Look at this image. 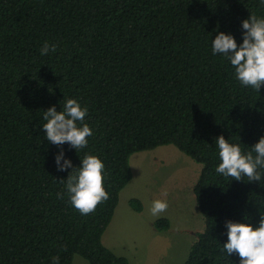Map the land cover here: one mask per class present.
<instances>
[{
    "label": "trees",
    "instance_id": "1",
    "mask_svg": "<svg viewBox=\"0 0 264 264\" xmlns=\"http://www.w3.org/2000/svg\"><path fill=\"white\" fill-rule=\"evenodd\" d=\"M251 14L264 18L260 0H0V264H73L75 254L129 264L103 234L133 176L131 155L166 144L202 166L193 191L205 228L185 264H240L222 251L226 223L259 226L264 169L253 182L217 174L216 140L252 151L264 137V85L242 86L212 42L223 32L242 44ZM45 42L56 51L41 55ZM67 99L88 109L93 135L79 151L43 129L44 111ZM61 151L73 168L85 155L104 164L109 199L91 214L69 203L60 181L73 169L57 170Z\"/></svg>",
    "mask_w": 264,
    "mask_h": 264
},
{
    "label": "clouds",
    "instance_id": "2",
    "mask_svg": "<svg viewBox=\"0 0 264 264\" xmlns=\"http://www.w3.org/2000/svg\"><path fill=\"white\" fill-rule=\"evenodd\" d=\"M260 5L264 7V0H260ZM242 29V44L238 45L232 35L220 32L212 42V52L213 55L222 54L230 61L235 69V77L242 86L259 92L264 85V18L251 14L249 19L242 22ZM56 48L55 44L45 42L40 53L47 55L55 52ZM87 113L88 109L82 108L75 99H67L61 112H57L55 106L44 111L46 139L57 146L68 143L78 151L86 148L87 138L93 135L92 129L84 123ZM216 145L221 161L215 169L217 174L236 181L244 177L248 182L261 180L258 169H264V137L246 155L239 145L229 143L223 135L216 140ZM55 159L58 171L73 169L67 179L60 182L66 181L69 203L81 215L93 213L99 204L109 199L104 187V164L97 156L85 155L82 165L76 168H73L70 159H65L63 151ZM167 208L166 201L157 199L152 202L150 213L159 217ZM226 228L228 241L223 244L222 251L228 257L235 253L240 257V264H264V214H261L258 227L229 220ZM52 264H59V256L52 258Z\"/></svg>",
    "mask_w": 264,
    "mask_h": 264
},
{
    "label": "rangeland",
    "instance_id": "3",
    "mask_svg": "<svg viewBox=\"0 0 264 264\" xmlns=\"http://www.w3.org/2000/svg\"><path fill=\"white\" fill-rule=\"evenodd\" d=\"M130 164L133 176L121 190L113 218L103 234V242L129 264H185L197 234L205 228L193 187L202 166L173 144L135 152ZM142 203V210L131 205ZM166 201L168 208L152 216L154 200ZM170 219L168 230H159L155 221ZM73 264H90L75 254Z\"/></svg>",
    "mask_w": 264,
    "mask_h": 264
}]
</instances>
